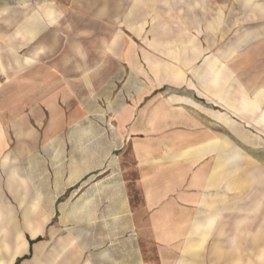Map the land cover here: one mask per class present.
<instances>
[{
    "label": "crops",
    "instance_id": "crops-1",
    "mask_svg": "<svg viewBox=\"0 0 264 264\" xmlns=\"http://www.w3.org/2000/svg\"><path fill=\"white\" fill-rule=\"evenodd\" d=\"M22 3L0 5V264H264V0Z\"/></svg>",
    "mask_w": 264,
    "mask_h": 264
},
{
    "label": "rangeland",
    "instance_id": "rangeland-1",
    "mask_svg": "<svg viewBox=\"0 0 264 264\" xmlns=\"http://www.w3.org/2000/svg\"><path fill=\"white\" fill-rule=\"evenodd\" d=\"M17 1L19 2V4H18L19 6H22V7H26L27 6L25 3H22V2H26V0H17ZM8 3H10V0H0V5H9ZM25 18H26L25 15H21L20 14L18 16L19 23H24L25 22ZM68 20L69 21H72V22H81L82 21V19H80L79 17L76 18L74 15H68ZM82 23H83V25H86L88 27H92L94 29H97L98 28L97 33L99 35V38H105L106 35H107V33H108L106 30L102 29L101 26H98L96 24H93V23H91L89 21L83 20ZM113 33H114L115 37H117V34L118 35H121L120 38L123 35L122 30L120 28H116ZM91 48L92 47H90V49ZM87 49L84 50V56L86 55V50ZM101 49L102 48H100V55L102 54ZM102 57L99 56V54H98L99 63L90 64V63H87V62H83L82 67H83L84 74L87 73V72H90L91 69H95L96 70L97 69V66H98V70L99 71L105 70L107 65L104 63V60L102 59ZM111 70H113L115 72V74H126V72L128 73V71H129L127 68H125V69L120 68L118 66V64H114V66H113V68H111ZM83 81L84 82H86V81L91 82L92 80L90 78V75L88 74V78H85L84 77V80ZM101 81L102 80H99V82H101Z\"/></svg>",
    "mask_w": 264,
    "mask_h": 264
}]
</instances>
